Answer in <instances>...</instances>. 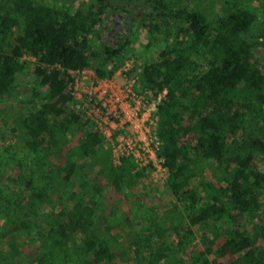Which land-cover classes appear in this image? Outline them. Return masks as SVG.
I'll use <instances>...</instances> for the list:
<instances>
[{"label": "trees", "instance_id": "16d2710c", "mask_svg": "<svg viewBox=\"0 0 264 264\" xmlns=\"http://www.w3.org/2000/svg\"><path fill=\"white\" fill-rule=\"evenodd\" d=\"M8 1L9 6L0 5V95L24 67L20 60L24 55L37 59L34 71L40 85L46 87L43 95L35 92L40 106L19 119L25 147L36 149L44 143L46 152L62 157L63 164L58 166L62 184L76 172L77 159L90 158L101 173L111 177L116 189L131 174L132 160L123 158L114 166L91 126L66 154L61 148L79 120L72 111L66 114L73 100L67 92L69 71L90 66V55H98L90 52V32L95 26L105 27L119 11L129 25L138 21L148 33H161L165 40L156 59L143 65L141 80L154 94L165 90L157 105L161 155L166 182L183 206L188 224L203 225L218 237V256L243 253L250 264H261L239 224L246 212L259 206L264 171L256 168L253 150L233 152V145L239 143L235 137L245 129L247 116L255 114L264 121V65L256 55V47L264 42L249 34L255 14L240 0H222L223 13L210 21L198 7L168 0H94L73 11L43 0ZM136 4L148 10L137 9ZM114 30L116 38L103 43L102 61L94 68L101 77L114 73L115 68L106 69L104 64L120 56L129 43L127 35ZM197 158L217 164L220 184L199 181L201 190L193 185L200 174ZM140 174L135 172V176ZM85 196L86 183L80 182L70 192L68 205L50 221L47 246L33 259L19 250L15 240L9 241V248L22 262L50 264L67 257L72 238L80 234L84 249L92 254L85 264H114L113 248L96 240L93 209ZM208 253L209 248L198 251L191 264H237L232 259H210Z\"/></svg>", "mask_w": 264, "mask_h": 264}, {"label": "rangeland", "instance_id": "374dc122", "mask_svg": "<svg viewBox=\"0 0 264 264\" xmlns=\"http://www.w3.org/2000/svg\"><path fill=\"white\" fill-rule=\"evenodd\" d=\"M43 1L73 11L84 2L94 0ZM168 1L180 6H196L209 21L223 13L222 0ZM240 2L255 14L249 34L258 36L259 41L264 42V0ZM9 3L8 0H0V5L9 6ZM134 7L148 10L142 4ZM113 19H108L105 27L95 26L90 32V52L98 55H90L87 69L92 71L101 63L103 43L116 38L114 28H117L121 34L127 35L129 43L120 56L106 61L104 67L115 68L116 72L132 62L133 68L141 72L143 65L153 62L164 47L163 35L148 33L138 21L129 25L119 11ZM256 55L264 65V46L256 47ZM20 60L24 67L16 73L8 91L0 95V264H32L20 261L9 248V241L15 240L19 250L28 259H33L39 250L47 246L50 221L68 205L70 192L77 190L80 182L86 183L85 200L93 209L96 240L113 248L114 264H191L195 254L205 248H209L207 256L210 259H232L237 264H250L243 253L218 256L216 249L221 244L218 237L203 225L188 224L183 206L169 189L166 173L134 167L116 189L111 177L101 173L90 158H85L76 160V172L67 183L62 184L63 173L58 166L63 164V158L46 152L44 143L36 149L25 147L26 135L19 119L40 106L35 92L43 95L46 87L40 85L34 71L37 59L24 55ZM70 112L68 108L66 114ZM89 127L80 119L72 125L61 143L63 155L78 144ZM235 138L239 143L233 145L234 154L253 150L256 168L264 171L262 117L248 115L245 129ZM101 149L106 150L102 146ZM195 165L200 170L193 180L197 189L199 181L220 184L216 175L217 164L197 158ZM135 172L141 174L135 176ZM239 226L252 241L254 258L264 264V188L259 206L246 212ZM91 258L92 254L84 249L83 236L76 234L70 243L68 256L55 259L50 264H85Z\"/></svg>", "mask_w": 264, "mask_h": 264}, {"label": "built area", "instance_id": "2783aa9c", "mask_svg": "<svg viewBox=\"0 0 264 264\" xmlns=\"http://www.w3.org/2000/svg\"><path fill=\"white\" fill-rule=\"evenodd\" d=\"M71 111L101 137L114 166L130 158L138 169L167 174L158 135L157 105L165 90L154 94L133 64L101 77L87 68L69 71Z\"/></svg>", "mask_w": 264, "mask_h": 264}, {"label": "flooded vegetation", "instance_id": "af4514ba", "mask_svg": "<svg viewBox=\"0 0 264 264\" xmlns=\"http://www.w3.org/2000/svg\"><path fill=\"white\" fill-rule=\"evenodd\" d=\"M112 15H114V14H112ZM115 16V15H114Z\"/></svg>", "mask_w": 264, "mask_h": 264}]
</instances>
